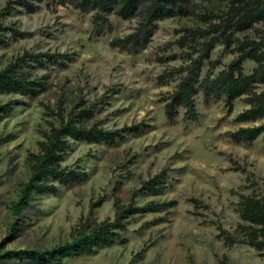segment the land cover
Wrapping results in <instances>:
<instances>
[{"label":"rangeland","instance_id":"rangeland-1","mask_svg":"<svg viewBox=\"0 0 264 264\" xmlns=\"http://www.w3.org/2000/svg\"><path fill=\"white\" fill-rule=\"evenodd\" d=\"M7 2L0 0V11ZM56 2L42 0L41 10L35 14L20 10L3 19L6 25L15 26L26 35L10 37L7 46L0 47V70L25 51L75 53L76 59L66 70L36 71L38 77L47 79L45 91L37 97L0 95V104L14 99L25 102L0 121V253L51 249L68 241L78 221L87 216L90 204L100 197L105 202L94 211V220L113 219L114 197L127 205L143 181L170 169L169 188L163 195L137 198L139 206L153 201H178L170 214L137 215L128 230L121 233V239L98 248L91 256L66 259L63 264H220L223 256L227 257V264H264V255L248 246L228 248L213 224L220 223L234 232L240 218L238 197L231 191L243 187L249 174L264 188L262 138L251 147L237 146L229 140V132L238 128L234 118L247 106L237 100L233 114L225 118L222 102L206 108L198 99L197 125L187 130L181 124L170 126L159 99L175 83L159 86L155 80L166 69L182 64V58L167 63L159 60L181 55L177 46L164 50L167 45L177 41L185 28H206L202 16L226 12L227 0H196L191 7L195 14L159 21L151 43L139 55L110 47L113 38L132 33L138 18L125 21L112 16L113 32L91 38V15L79 14L70 6H57ZM263 32L264 25L258 24L237 36L255 39ZM234 47L226 50L224 45H216L211 54L212 60L220 63L215 74L234 59ZM255 67L253 61L244 63L246 74ZM208 70L205 66L203 74ZM109 89L118 94L99 106L95 122L100 127L117 130L143 123L149 128L114 145L75 143L63 166L81 168L89 178L62 187L57 196L34 197L33 208L23 213L19 232L10 234L11 205L18 200L20 183L29 177L26 158L29 152L38 151L39 131L45 127L43 105L54 107L63 98L65 107L70 109L79 95L96 102ZM260 90H264V85ZM232 161L247 172L231 170ZM244 192L251 193V189ZM192 198L209 206V210L199 208L203 217L195 216L196 210L189 202ZM6 264L21 263L10 260Z\"/></svg>","mask_w":264,"mask_h":264},{"label":"trees","instance_id":"trees-1","mask_svg":"<svg viewBox=\"0 0 264 264\" xmlns=\"http://www.w3.org/2000/svg\"><path fill=\"white\" fill-rule=\"evenodd\" d=\"M196 0H57L56 5L70 6L82 15H91V38H101L114 30L111 17L125 21L138 18L132 33L113 38L110 47L129 55L143 53L152 41L157 23L172 17H186L195 14L192 4ZM218 1V0H203ZM224 1V0H219ZM227 11L221 14L202 16L206 28H185L181 37L170 43L164 50L177 46L181 55L172 54L159 60L162 63L182 58L179 67L166 69L155 80L159 86L175 83L173 89L163 93L159 102L164 104L165 116L170 126L181 124L184 129L197 125L200 114L197 100L201 99L204 107L222 102L225 118L233 112L237 100L247 108L240 112L234 123L238 128L229 132V140L237 146L251 147L262 138L264 146V32L255 38L240 39L237 34L264 25V0H227ZM42 0H8L0 11V47L7 46L9 38L16 39L26 34L15 26L6 25L3 19L16 11L35 14L41 10ZM56 13V9L53 11ZM217 44L228 50L232 46L236 56L230 64L219 73L214 70L219 61H213L211 54ZM75 53L25 51L16 56L0 70V95L19 96L23 99L37 97L45 91L46 77H38V70H66L75 61ZM253 61L256 65L251 74H246L244 63ZM209 70L204 75L203 69ZM109 89L98 101L88 102L79 95L74 105L67 109L65 101L60 98L54 107L44 104L45 127L39 131L41 139L37 142L38 151L29 152L26 164L29 177L19 185L18 200L11 205L13 221L8 226L10 234L19 232L23 213L33 208L36 196H57L62 187L80 184L89 178L81 168L63 166L65 158L77 142L87 144L114 145L125 141L130 135H139L149 128L146 124L126 125L117 130H107L95 122L100 105L106 104L118 92ZM109 92L112 94L109 95ZM25 105L20 99L0 104V121L9 116L15 106ZM3 140H0V143ZM233 171L247 172L237 162L232 161ZM170 169H164L157 175L141 183L135 189L127 205L121 198L114 197L115 214L113 219L94 220V211L105 202L104 197L90 204L87 216L81 218L72 229L69 240L61 242L51 249H32L20 251H3L0 264L10 260L21 264H63L66 259H74L95 254L98 248L109 246L121 239L122 232L137 215L166 213L178 205V201L148 202L143 206L137 204L141 195L161 196L169 188ZM251 189V193L245 190ZM231 193L238 197L237 211L240 222L233 233L222 224L214 223L219 237L228 248L244 245L264 255V188L251 174L246 183ZM196 212L203 217L199 208L209 210L199 199L189 200ZM164 221L165 219H161ZM141 254V253H139ZM220 264H227L223 256Z\"/></svg>","mask_w":264,"mask_h":264}]
</instances>
